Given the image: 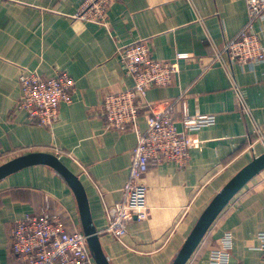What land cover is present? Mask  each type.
<instances>
[{
    "label": "crops",
    "instance_id": "1",
    "mask_svg": "<svg viewBox=\"0 0 264 264\" xmlns=\"http://www.w3.org/2000/svg\"><path fill=\"white\" fill-rule=\"evenodd\" d=\"M81 2L0 0V164L31 152L55 154L82 181L110 264H173L216 193L264 152V140L255 141L264 132V63L216 60L217 50L247 26L246 0H115L107 27L76 18ZM254 30L264 44V20ZM139 40L153 58L179 65L173 83L150 87L145 103L171 104L174 119L187 106L192 114H214L216 123L193 133L197 142L188 164L150 165L143 178L148 217L130 220L119 240L104 231L107 208L123 197L137 134L109 129L101 104L106 93L133 85L118 48ZM23 69L44 78L64 71L75 80L72 100L60 104L52 126L16 108ZM149 105L140 108L141 130ZM45 210L58 213L69 231L84 232L77 196L52 166H27L0 180V264H21L12 253L11 230L25 214ZM227 232L230 264H264L258 239L264 232V169L224 207L186 264H209Z\"/></svg>",
    "mask_w": 264,
    "mask_h": 264
},
{
    "label": "built area",
    "instance_id": "2",
    "mask_svg": "<svg viewBox=\"0 0 264 264\" xmlns=\"http://www.w3.org/2000/svg\"><path fill=\"white\" fill-rule=\"evenodd\" d=\"M115 0H82L75 14L86 22L108 26V13ZM249 21L240 35L229 40L224 49H218L216 60L226 64L264 63V44L255 32L257 20H264V0H246ZM264 32V30H263ZM226 53L225 55H223ZM118 54L126 75L133 79L130 88L119 92H108L102 99V110L109 129L130 128L137 134V144L133 150L130 174L123 187V197L108 206V224L104 231L123 240L128 232V222L148 217L147 185L144 175L150 165L175 162L180 166L189 163L191 149L197 140L193 133L205 126L216 123L214 114H192L184 106L180 119H174L173 106L145 103L147 91L152 86H167L173 83L179 70L177 61L155 59L144 41H137L118 48ZM178 58H186L187 53H178ZM226 56V59L224 58ZM21 95L16 108L26 111L28 119L42 126H52L58 119L62 102H71V91L75 80L67 72L60 71L49 78L42 77L34 70L23 69L19 76ZM238 99L244 111H249L241 91L236 88ZM150 107L147 127H138L140 108ZM180 123L181 127H179ZM1 159V154H0ZM11 249L21 264H90L92 252L88 237L84 232L66 229L61 216L30 212L18 219L11 230ZM260 250L264 251V232L258 234ZM232 234L227 232L220 246L210 252L209 264H230Z\"/></svg>",
    "mask_w": 264,
    "mask_h": 264
},
{
    "label": "water",
    "instance_id": "3",
    "mask_svg": "<svg viewBox=\"0 0 264 264\" xmlns=\"http://www.w3.org/2000/svg\"><path fill=\"white\" fill-rule=\"evenodd\" d=\"M35 164H47L52 166L59 171L70 184L79 202L83 219L84 233L88 237L89 248L96 264H110L102 249L99 232L92 219L84 185L82 184L79 176L66 166L58 156L50 152H31L14 157L3 164H0V180L24 167ZM263 169L264 152L244 166L223 186L219 192L216 193L202 212L173 264H186L224 207L249 180H251Z\"/></svg>",
    "mask_w": 264,
    "mask_h": 264
},
{
    "label": "rangeland",
    "instance_id": "4",
    "mask_svg": "<svg viewBox=\"0 0 264 264\" xmlns=\"http://www.w3.org/2000/svg\"><path fill=\"white\" fill-rule=\"evenodd\" d=\"M73 91H71L70 94H72ZM263 140H264V132H261L260 135H256V140L255 141L260 142V141H263Z\"/></svg>",
    "mask_w": 264,
    "mask_h": 264
}]
</instances>
